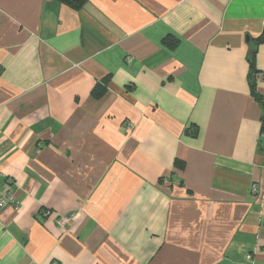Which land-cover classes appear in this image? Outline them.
<instances>
[{
  "label": "crops",
  "instance_id": "0c3cea01",
  "mask_svg": "<svg viewBox=\"0 0 264 264\" xmlns=\"http://www.w3.org/2000/svg\"><path fill=\"white\" fill-rule=\"evenodd\" d=\"M263 25L264 0H0V264H264Z\"/></svg>",
  "mask_w": 264,
  "mask_h": 264
},
{
  "label": "trees",
  "instance_id": "16d2710c",
  "mask_svg": "<svg viewBox=\"0 0 264 264\" xmlns=\"http://www.w3.org/2000/svg\"><path fill=\"white\" fill-rule=\"evenodd\" d=\"M60 1L65 4H68L72 8H79L84 3L85 0H60ZM252 41L254 45L264 42V25H263L261 34L257 38L253 39ZM162 43L168 47H174L177 45L178 40L176 38H173L172 36H167L162 40ZM255 52H256V48L254 47V49H251L249 51V55H248V65H249L248 83H249L250 94L262 105V114L260 117L261 133H262L261 140L262 142H264V100L261 98V96L259 95L256 89L257 69H256L255 59H254ZM93 91H94L93 94L95 96L100 95L102 93L101 90H98L96 88H94ZM176 166H177V163H176Z\"/></svg>",
  "mask_w": 264,
  "mask_h": 264
},
{
  "label": "built area",
  "instance_id": "2783aa9c",
  "mask_svg": "<svg viewBox=\"0 0 264 264\" xmlns=\"http://www.w3.org/2000/svg\"><path fill=\"white\" fill-rule=\"evenodd\" d=\"M125 127L126 129L132 128V124L130 122H126ZM3 183H8V187L5 190H2ZM250 189L252 192L258 191L255 184H251ZM13 194H14V190L11 184V180L6 178L0 172V209L6 205L15 204V198ZM75 217H76L75 213H70L67 215H58L56 216V223L60 228L64 229V227L68 225L71 221H73Z\"/></svg>",
  "mask_w": 264,
  "mask_h": 264
}]
</instances>
